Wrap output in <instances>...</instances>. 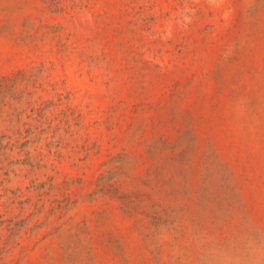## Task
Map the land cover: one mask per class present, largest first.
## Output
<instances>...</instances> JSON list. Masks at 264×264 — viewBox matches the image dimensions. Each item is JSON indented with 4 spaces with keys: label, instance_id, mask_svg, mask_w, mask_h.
<instances>
[{
    "label": "rangeland",
    "instance_id": "1",
    "mask_svg": "<svg viewBox=\"0 0 264 264\" xmlns=\"http://www.w3.org/2000/svg\"><path fill=\"white\" fill-rule=\"evenodd\" d=\"M0 264H264V0H0Z\"/></svg>",
    "mask_w": 264,
    "mask_h": 264
}]
</instances>
